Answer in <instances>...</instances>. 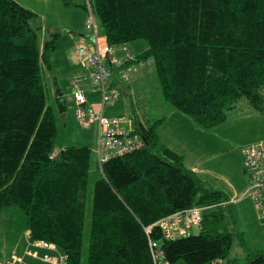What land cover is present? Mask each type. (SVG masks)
I'll return each instance as SVG.
<instances>
[{
  "label": "trees",
  "instance_id": "1",
  "mask_svg": "<svg viewBox=\"0 0 264 264\" xmlns=\"http://www.w3.org/2000/svg\"><path fill=\"white\" fill-rule=\"evenodd\" d=\"M87 2L111 46L147 44L136 64L155 63L165 102L200 129L226 123L243 99L264 115V0H86V13ZM37 18L14 0H0V219L14 216L19 233L55 245L67 264H82L95 151L56 150L44 70L61 35L42 48L32 27ZM132 119L145 146L102 171L97 166L87 264H153L150 238L171 264H240L228 260L235 236L224 212L230 199L161 144L163 120L146 127ZM195 207L205 208L199 235L168 241L153 227ZM242 248L246 264H264V250H252L245 237Z\"/></svg>",
  "mask_w": 264,
  "mask_h": 264
},
{
  "label": "rangeland",
  "instance_id": "2",
  "mask_svg": "<svg viewBox=\"0 0 264 264\" xmlns=\"http://www.w3.org/2000/svg\"><path fill=\"white\" fill-rule=\"evenodd\" d=\"M28 2H33V8L36 14H38V18L32 22V27L39 29L40 45L42 46L43 40H49L53 34H60L63 40L61 44H63L64 53L62 52L59 54L58 61L60 63L64 62L63 60L67 54L70 57L71 64H73V62H75L73 46L72 44L67 45L64 40L66 37L75 38L79 36L83 29H85L87 13L84 6L86 0H51L49 7L42 5L41 2H34V0H28ZM45 31H47V35ZM131 44L130 46H132L139 55L147 49V44L144 41H136ZM62 55H64V58ZM58 74H60V72L57 70L53 72L44 71L48 104L53 108L58 128V137L55 144L56 150L61 152L65 148L88 147L93 152L98 138L96 127L83 128L78 121L75 120L74 113L72 112L68 113L67 118H65V114L61 113L59 105L55 100L51 77H55ZM130 82L131 85L133 83L132 86ZM130 82L125 85L129 89L132 100L129 101L123 96L124 98L117 107L107 110L106 114L109 117H127V113H129V115L134 114L141 121L144 119L148 126H151L154 125L155 121L164 118L165 112L162 107L163 104L171 108V110L176 111L165 103L156 74L155 63L153 61L147 62L145 74L138 79V82L136 80H131ZM121 90L124 94L122 88ZM249 112H253V114ZM167 121L174 122L176 120L175 118H169ZM167 125H170L171 128H165V131H171L172 133L175 124ZM187 127L191 126L185 127V131L191 133V135L186 133L182 136L178 142L180 149H183L186 153H192L194 151L200 152L199 157L204 155L203 150L205 145L210 148V150L207 149L210 155H212L214 151H221L223 154L218 156L219 159L212 161L215 166L214 173L217 176L222 174L225 178H228L229 181L235 176L236 172H241L240 158L243 153L242 151L250 145L264 143V115H259V113L251 109L245 99L240 101L235 109L228 112L227 122L214 130H203L196 127L198 133H195L192 128L190 129ZM222 158H224V160H222ZM188 162H186L187 165ZM226 163H230L231 165ZM97 166L95 155L93 154L88 197L86 200V227L82 264H87L88 260L93 191L96 182L101 177ZM233 207L234 206L224 209V212H227L228 216L231 217L230 221L233 226L231 231L235 234L233 247L228 260H237L240 264H246L247 252L242 248L243 237L246 238L245 240L252 250H264V232H262L263 229L258 228L254 223L250 213H247L245 210L240 211L239 206ZM232 208L236 210L235 218L232 216ZM5 218L6 215H3L0 219V262L8 259L13 253H16L17 250L23 252L26 247L24 241H22V234L16 230V218H14V216L8 217L7 220ZM192 235H199L198 231L193 230ZM222 262L223 261H220L217 264H221ZM177 264L185 263L179 262Z\"/></svg>",
  "mask_w": 264,
  "mask_h": 264
},
{
  "label": "built area",
  "instance_id": "3",
  "mask_svg": "<svg viewBox=\"0 0 264 264\" xmlns=\"http://www.w3.org/2000/svg\"><path fill=\"white\" fill-rule=\"evenodd\" d=\"M87 5L85 30L92 38L93 45H79L76 48L75 60L81 68L88 71L92 92L99 96V102L90 103L88 93L79 87L73 90L72 100L75 103L78 123L83 128L97 126L95 154L97 165L102 171V166L111 159L127 156L142 150L145 146L144 138L135 131L132 118H109L104 115V110L114 106L122 97L121 86L118 87L114 83L115 72L120 75L121 84L125 85L131 81L132 74L139 72L141 64H136V58L130 53L128 45L111 46L107 39L101 36L97 20L88 2ZM242 157L248 175V187L242 198L251 199L258 220L264 222V143L246 148ZM203 211V208H193L178 212L163 218L153 227L159 228L163 238L168 241L187 238L192 235L193 230L199 231L202 228ZM151 230L152 228L148 233ZM24 235L27 243L23 255L15 253L0 264H35L34 261L41 264H67L66 256L55 245L45 241L30 240L29 231ZM149 241L153 264H171L161 243L151 238ZM42 252L51 255L42 256Z\"/></svg>",
  "mask_w": 264,
  "mask_h": 264
},
{
  "label": "crops",
  "instance_id": "4",
  "mask_svg": "<svg viewBox=\"0 0 264 264\" xmlns=\"http://www.w3.org/2000/svg\"><path fill=\"white\" fill-rule=\"evenodd\" d=\"M14 1L17 2L19 5H21L22 7L36 13L35 9L33 8L34 7V5L32 4L33 2L29 3L28 0H14ZM34 2H41L42 5H45L47 7H49L51 4V0H34ZM46 32L47 31H45V34L47 35ZM46 40L47 39L43 40L42 48H43V45L45 44ZM61 41H63V40L60 38V41L58 42L56 51L52 55H50L51 69L50 70L45 69L44 71L53 72V71L57 70L60 72V74L56 75L55 77H51L52 78L51 83L53 86V94H54L55 100L57 101L58 105H59V101L63 104L64 108H63V110L60 109V111H61V113L65 114V118H67L68 113L72 112V113H74L75 120L77 121L76 114H75V103L72 100L73 90L76 87H79V88L83 89L85 92H87L89 95L88 99H89L90 103H96L97 104L99 102V96L96 93L92 92L93 90L91 88L88 71L81 68V66L77 63L76 60H75V62H73V64H71L70 59H69L70 57H69V55L66 54L65 59L63 60L64 62L60 63L58 61L59 54L62 52L64 53L63 44H61L62 43ZM64 42H66L67 45L72 44L73 50H74V52H73L74 53V59H75L76 48L79 45H81V44H85V45H89V46L93 45L92 38L85 31V29H83V31L80 33V35L75 37V38H72V37L67 38L66 37ZM130 45H132V44H130ZM130 45H128L130 48V53L134 57L138 56L139 53L137 51H135V49H133V47ZM62 56L64 58V55H62ZM146 68H147V63H145V62L142 63L141 67L139 69V72L137 74H132L131 80H133V81L136 80L138 82V79L142 75L145 74ZM59 76H60V78H59ZM114 83L118 87L121 86L124 94L122 93V98H120V100L114 106L108 107L104 110V115L106 117H109L106 114L107 110L117 107L121 103V101L124 97L127 98V100H129V101L132 100V97L130 95L128 87L126 85L121 84V77L117 72H115V75H114ZM130 85H131V82H130ZM132 85H133V83H132ZM162 107H163V110L165 112V116H164V118H162L160 120H163L164 123L161 124L159 129H158V134H159L160 142L162 143V145L169 148L173 152L181 155L184 158V162H185L186 167L189 170H191L192 172H194L206 184V186L209 189L224 193L228 197V199H230V205L228 207L231 208L232 206H234L233 208H235V206H239L240 211L245 210L247 213H250L251 218L254 221V223L257 225L258 228L263 229L262 232H264V222H261L258 220L257 215H256V211L254 209V206H253L251 199L248 197L242 198L244 191L248 187V175H247V173L244 169V166H243L242 154H241V158H240L241 172H236L235 176L233 178H231L230 181L228 180V178H225L222 174L220 176H217L214 173L215 166L213 165L212 161H216L217 159H219L218 156L220 154H223V153L221 151H218V152L214 151V153L212 155H210V152L207 151V149L210 150V148L207 145H205L204 150H203L204 155H201V157H199L200 152L194 151L192 153L191 152L186 153L183 151V149H180V147L178 146V142L182 138V136H184V134H186V133L191 135V133H188L185 131V127L191 126V127H187V128H190V129L192 128V130L195 133H198V130L196 128L197 126L190 118L186 117L185 115L183 116V114H181L180 112L178 113L174 110H171V108H168L167 106H165V104H163ZM249 113L253 114V112H249ZM127 114H128V115H126L127 117H121V116H119V117L120 118L135 117L144 126H146V127L148 126V124L146 123V121L144 119H143V121H141L136 115H134V114L129 115V113H127ZM116 117H118V116H116ZM109 118H111V117H109ZM169 118H175L176 121L169 122V121H167ZM167 124H175V128H174L172 133H171V131H168V132L165 131V128H171L170 125H167ZM91 127H96V129H97V126H95V125H93ZM96 145H97V143H96ZM253 145H255V144H253ZM250 146H252V145H250ZM250 146H248V147H250ZM94 151H95V149H94ZM94 155H95V160H96V164H97L96 154L94 153ZM224 158H225V155H224ZM224 158H222V160H224ZM188 160L190 163L188 162ZM186 162H188V165L186 164ZM226 164H230V163H226ZM240 206H242V207H240ZM233 208H232L231 212H232L233 218H235L236 217V210H233ZM200 233L201 232L198 231V234H200ZM22 237H21L22 241H24L25 246H26L27 241H26L24 233H22ZM263 241H264V239H263ZM24 251L19 252L17 250L16 254L23 255ZM13 254H15V253H13ZM41 255L44 256V255H51V254L48 252H42ZM29 261L33 262L30 259H29ZM34 263L35 264H41V263L35 262V261H34ZM221 264H225V262H222Z\"/></svg>",
  "mask_w": 264,
  "mask_h": 264
},
{
  "label": "bare ground",
  "instance_id": "5",
  "mask_svg": "<svg viewBox=\"0 0 264 264\" xmlns=\"http://www.w3.org/2000/svg\"><path fill=\"white\" fill-rule=\"evenodd\" d=\"M195 208H201V207H195ZM192 209H193V208H192ZM203 209H204V211H205V208H203ZM189 210H190V209H189ZM204 211H203V212H204ZM202 215H203V214H202Z\"/></svg>",
  "mask_w": 264,
  "mask_h": 264
}]
</instances>
